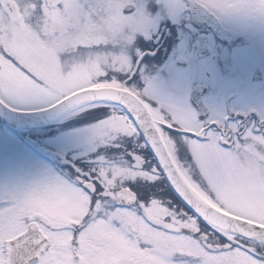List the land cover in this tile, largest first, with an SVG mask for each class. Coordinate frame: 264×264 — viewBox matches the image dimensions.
I'll list each match as a JSON object with an SVG mask.
<instances>
[{"label": "snow or ice", "instance_id": "1", "mask_svg": "<svg viewBox=\"0 0 264 264\" xmlns=\"http://www.w3.org/2000/svg\"><path fill=\"white\" fill-rule=\"evenodd\" d=\"M195 3L264 15V0ZM149 19V0H0V106L103 113L94 163L0 188V264H264V112L202 120L135 87L127 48ZM100 80L121 90H83Z\"/></svg>", "mask_w": 264, "mask_h": 264}, {"label": "rangeland", "instance_id": "2", "mask_svg": "<svg viewBox=\"0 0 264 264\" xmlns=\"http://www.w3.org/2000/svg\"><path fill=\"white\" fill-rule=\"evenodd\" d=\"M172 2L173 0H149L150 19L145 27L135 34L134 40L128 46L127 51L130 57L135 58L143 50L154 49L162 42V33L165 28L172 29L179 25L172 16L174 13L178 18L184 16L181 11L175 12L174 7H165V5H172ZM167 17L170 18L169 21L166 20ZM219 20L222 26L239 38V43L233 45L227 52V57H224L227 60L229 71L234 74L240 73V100H234L229 106L233 113H247L251 109L264 112V79L254 83L249 79V72L252 73L255 66L261 68L264 74V15L258 12H234L221 15ZM248 21L251 24L248 25ZM240 38L245 39L242 50H240ZM165 42H162V47L168 52L165 54L167 55L166 61L161 68L167 74V78H164L161 83L159 78L152 76L154 78L147 81V86L150 82L152 94L160 101L193 111L188 100V92L194 84L208 83L205 76L207 59H197L194 55L189 57V47H193L195 41L189 40L185 33H181L179 44H173L171 41L169 44ZM167 45L169 47L166 48ZM177 58L189 60L188 66L178 67L175 64ZM150 62L152 61L146 60L145 64ZM146 65L141 66L140 70L143 71ZM63 67L65 73L84 76L89 80H94L99 72L98 69L91 68L86 71H73L71 64L67 68ZM233 80L229 77L223 80L228 85V90L217 93L219 98L232 92L233 87L230 86V82ZM102 86L117 87L115 81L106 80L96 81L86 87ZM206 100L214 114H226L223 107L217 104L214 96ZM85 110L74 108L57 122L31 129L13 131L0 123V188L27 184L47 170L66 172L68 169L64 168L65 164L87 166L94 163L87 151V129L99 118L89 122L77 121L73 118L75 114ZM64 123L68 124L64 125ZM97 147L98 154L107 157L123 151V148L117 149L113 146L98 145Z\"/></svg>", "mask_w": 264, "mask_h": 264}, {"label": "flooded vegetation", "instance_id": "3", "mask_svg": "<svg viewBox=\"0 0 264 264\" xmlns=\"http://www.w3.org/2000/svg\"><path fill=\"white\" fill-rule=\"evenodd\" d=\"M181 2V0H173L172 5L174 6L175 4ZM183 4L185 5V7L180 8V9H175V12H177V10L181 11V14H183L184 16L182 17H177L176 13H174V15L172 16L173 20H177L178 22H176L179 25L174 26V28L170 29V28H165L164 32L162 33V42L164 43V41H166V44H169V42L171 41L173 44H179L178 42L180 41V37H181V33H185L189 40L191 41H195L194 46L193 47H189L188 50V55L189 57L191 56H195L194 58L197 59H201L197 56V47L199 44V36L201 35H206L207 37V53L206 55L203 57L204 59H207V70L205 72V76L208 79V83L206 84H202L199 83L201 85L205 86V93L203 94L202 100L204 105L206 106V108L208 109V117L212 116V115H219V114H214V112L212 111L211 107L209 106L208 102H207V98H211V96H214L215 99L217 100V104L222 106L223 109L226 111L225 115H235L236 113H233L231 110V107L229 106L231 103H233L234 100L238 101L240 100V73H232L229 71L228 66H227V60L224 58L225 56L227 57V52H229L232 48L233 45H235L236 43H239V38L236 37V35L231 32L230 30H228L227 28H225L224 26H222L223 28L227 29L228 31H230L234 36H235V40L230 44V45H223L220 41L216 40L214 37L213 32L210 29H206L203 27H198V26H193L196 30L198 35L195 36L193 35L187 28V26L192 25L193 24V17L191 15V13L188 11V0H182ZM182 9V10H181ZM171 16V15H170ZM217 18V17H216ZM219 23L221 24L219 18H217ZM166 20H170V18H166ZM251 24L250 21H248V25ZM222 25V24H221ZM191 28V27H190ZM257 37V36H256ZM252 39V38H251ZM253 40V39H252ZM242 41V42H241ZM162 42H160L159 44H157L156 47H154V49H147L149 51H153L155 52V54L153 56H147V59H144V57L140 60L139 62V68L138 70H136L135 72V76L134 79H131L130 82L137 87L138 89L143 90L144 88L147 87V81L150 78H154L156 77L157 79L159 78V81L162 83L164 81V78H167V74L162 70V66L166 61V57L165 54L163 55V51L166 52V50L164 48H162L163 44ZM245 39L240 38V50H242V46L244 45ZM163 50V51H162ZM145 52L144 50L138 54L139 57L142 55V53ZM160 55V56H159ZM181 59L185 62L184 65H179L177 63V61ZM146 60H150L152 62L147 63V65L145 64ZM137 59H135V63H136ZM135 63L133 65V67L135 66ZM175 64L178 67L181 68H186L189 64V60H186L184 58H177L175 60ZM146 67L143 69V71H141V66H145ZM258 67V66H255ZM255 67L253 68V71L255 69ZM259 68V67H258ZM261 70V68H259ZM252 73L249 72V79L251 80V82H261L264 79V74L262 72V80L261 81H253L252 80ZM144 72V74H143ZM166 75H164V73ZM154 76V77H152ZM232 78L236 79L233 80L232 82H230V86L233 87V90L230 94L226 93V95L222 98H219L220 96H217V93H221V92H227V87L228 85H226L225 82H223V80L225 78ZM248 81V79H247ZM145 83V84H144ZM248 84V83H246ZM198 85V84H194L191 86V88L189 89L188 92V100L190 103V92L193 86ZM217 96V97H216ZM222 101V102H219ZM224 105V106H223ZM193 111L197 114L198 117V113L197 111L194 109V107L191 105ZM207 117V118H208ZM207 120V119H204Z\"/></svg>", "mask_w": 264, "mask_h": 264}, {"label": "water", "instance_id": "4", "mask_svg": "<svg viewBox=\"0 0 264 264\" xmlns=\"http://www.w3.org/2000/svg\"><path fill=\"white\" fill-rule=\"evenodd\" d=\"M188 11L193 17V24L187 26L188 30L195 36L198 35L197 30L193 26L203 27L210 29L216 40L220 41L223 45H230L234 40L235 36L223 28L219 23L216 16L211 15L204 9L200 8L195 0H188ZM191 27V28H190ZM207 37L206 35L199 36V44L197 47V56L202 58L207 53ZM155 52L145 51L142 53L140 58L137 59L134 72H136V65L139 64L140 60L144 56H153ZM179 65H184L185 62L181 59L177 61ZM253 81L262 80V72L258 67H255L252 74ZM84 91H95L97 93L103 92H115L120 91L119 87L113 86H102V87H86ZM205 93L204 85H195L192 87L190 92V103L198 113L199 119H206L208 117V109L203 103L202 97ZM75 106H65L63 108L56 109L54 111H27V112H12L8 108L0 106V121L13 129H31L37 128L49 123H53L61 117L67 115L72 111Z\"/></svg>", "mask_w": 264, "mask_h": 264}, {"label": "trees", "instance_id": "5", "mask_svg": "<svg viewBox=\"0 0 264 264\" xmlns=\"http://www.w3.org/2000/svg\"><path fill=\"white\" fill-rule=\"evenodd\" d=\"M164 48V47H162ZM167 48V47H166ZM165 49V48H164ZM163 51V50H162ZM164 52V51H163ZM162 52V53H163ZM104 111H107V109L105 108ZM91 112V113H96V109L95 108H88L86 109L85 111H82V112H79L78 114H75L73 117L75 120L77 121H85V122H89V121H94L98 118H100V115L99 114H95V115H89L88 113ZM102 115V113H100ZM1 123V122H0ZM64 125H67V123H65Z\"/></svg>", "mask_w": 264, "mask_h": 264}, {"label": "clouds", "instance_id": "6", "mask_svg": "<svg viewBox=\"0 0 264 264\" xmlns=\"http://www.w3.org/2000/svg\"><path fill=\"white\" fill-rule=\"evenodd\" d=\"M18 2L23 6L24 4H28V3H31L32 0H18ZM85 57L80 54V53H75V59L77 60H82L84 59ZM73 57L72 56H66L63 60V64L65 66V68H67V66L71 63Z\"/></svg>", "mask_w": 264, "mask_h": 264}]
</instances>
